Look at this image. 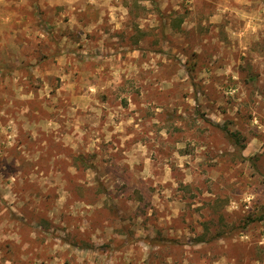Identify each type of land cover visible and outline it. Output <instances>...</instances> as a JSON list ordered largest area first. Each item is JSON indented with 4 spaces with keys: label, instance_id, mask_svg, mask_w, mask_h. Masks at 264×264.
<instances>
[{
    "label": "rangeland",
    "instance_id": "1",
    "mask_svg": "<svg viewBox=\"0 0 264 264\" xmlns=\"http://www.w3.org/2000/svg\"><path fill=\"white\" fill-rule=\"evenodd\" d=\"M0 264H264V0H0Z\"/></svg>",
    "mask_w": 264,
    "mask_h": 264
},
{
    "label": "trees",
    "instance_id": "2",
    "mask_svg": "<svg viewBox=\"0 0 264 264\" xmlns=\"http://www.w3.org/2000/svg\"><path fill=\"white\" fill-rule=\"evenodd\" d=\"M216 126H218V124H216ZM223 130H225V132L233 139L235 144H239L240 136H239L238 131H229L226 127H223ZM77 161L85 162L86 159H85V157H83V155H78V156H75V158H73V164L77 163ZM262 218H263L262 216H259L256 219L249 217L244 225H247L248 223L256 221V220H261ZM154 242H158V241H154Z\"/></svg>",
    "mask_w": 264,
    "mask_h": 264
}]
</instances>
